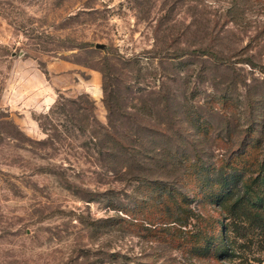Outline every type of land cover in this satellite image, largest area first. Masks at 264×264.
<instances>
[{"label": "rangeland", "instance_id": "rangeland-1", "mask_svg": "<svg viewBox=\"0 0 264 264\" xmlns=\"http://www.w3.org/2000/svg\"><path fill=\"white\" fill-rule=\"evenodd\" d=\"M103 78L127 111L175 94L200 125L184 122L190 156L234 155L245 174L264 160V0H0V264L262 257L255 228L240 226L231 255L213 259L101 221L138 201L132 170L108 169L95 151L88 108L66 101L84 93L106 123Z\"/></svg>", "mask_w": 264, "mask_h": 264}, {"label": "trees", "instance_id": "trees-1", "mask_svg": "<svg viewBox=\"0 0 264 264\" xmlns=\"http://www.w3.org/2000/svg\"><path fill=\"white\" fill-rule=\"evenodd\" d=\"M103 92L106 123L92 113L93 100H81L84 93L66 100L76 103L77 112L82 107L90 111L91 142L99 157L107 159L103 164L112 171L134 173L137 205L112 204L123 215L118 211L101 221L132 226L158 243L172 244L196 258L231 255L234 232L240 226L245 232L257 229L259 241L264 243V160L255 163L254 174H245L235 169L234 155L218 164L203 161L199 154L190 156L186 143L193 138L184 122L196 125L197 117L173 93L159 91L150 107L145 103L127 111L118 105L121 94L107 91L104 78ZM158 169L172 171L174 178L153 177ZM252 264H264V255Z\"/></svg>", "mask_w": 264, "mask_h": 264}]
</instances>
